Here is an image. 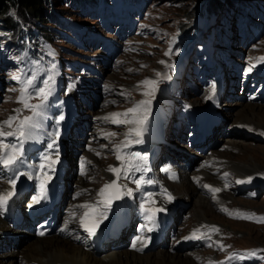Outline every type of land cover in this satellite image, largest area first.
Segmentation results:
<instances>
[{
    "label": "rangeland",
    "instance_id": "1",
    "mask_svg": "<svg viewBox=\"0 0 264 264\" xmlns=\"http://www.w3.org/2000/svg\"><path fill=\"white\" fill-rule=\"evenodd\" d=\"M112 1L114 0H111V2ZM193 1L195 0H147L146 2H144L143 6L140 7L138 11V23L136 21H133V25H130L131 28H128V34L126 35V38H128L127 41L138 44V46L133 45L131 48L132 51H134V48H137L138 52H135V54L126 52L125 56H123L122 60H120V63L124 65L117 71V73L111 74V76L117 81L120 80V82H126V86L128 88H132V90H138L139 88H142L144 86L143 84H139L138 82H141L142 79L150 73V71L166 70L167 66H160L161 57L163 54H165V56L162 58L163 65H165L174 62L182 53H179L182 50H178L183 48L182 28H178L176 26L179 25L180 22L185 21L184 16L188 15L189 10L198 7V5L194 6L195 3ZM52 3L55 5L54 7H52L55 12H57L56 10L62 9L65 6L64 4L59 6V4H57L58 0H52ZM42 5L43 4L41 3V6ZM57 5L62 8H58ZM65 8L66 10H68L67 7ZM12 13L13 10L10 14ZM130 13L134 12L130 11ZM239 16L244 17L245 14H239ZM104 22L106 24L108 23L106 21ZM236 22L237 18L234 14V20L231 22V25L235 26ZM43 25L53 27V23L49 21L44 22ZM238 28L243 31L241 27ZM126 31L127 30L125 29V32ZM50 38L51 36L47 30L38 27L32 28L28 37L23 38L21 36L19 27L8 25L0 21V42L2 41L4 43V45L2 44L0 46V116H5L6 111L9 109L8 106L13 105L12 102L6 101L9 96V92L7 90L14 91L16 89L13 88L12 84L24 89L29 84V75L34 74H37L36 82L41 81V68L43 67L44 52L52 54L53 50H55L58 56L64 59L67 58L66 53L61 50V47L67 48V46L56 39L51 40ZM43 40L47 41L53 47L44 44ZM168 40H170V47H174L177 51L171 54L170 62H165V57L168 54L164 49L166 47L165 43ZM5 43L11 44V50L14 52L15 56L14 59L13 57L8 56L9 49L7 47V44L5 45ZM139 50L141 51L139 52ZM74 51L75 52L73 55V59L80 60L82 59L81 56H84V54H89L93 50H90V52H84L81 49L79 50L75 48ZM76 51H80L81 54H78V52ZM192 56L193 54L191 55V57ZM194 58H197V56L194 55ZM141 65H143L144 67H140ZM59 71L60 68L55 65L54 72L59 73ZM121 71L123 72L122 74H120ZM7 78L10 80V82H7ZM34 89H37V87L34 86ZM258 105L262 107L264 106L263 104H256L254 102H250L248 104L242 105L241 107L250 108ZM79 107L81 108V105ZM111 107L112 106L109 107L108 105H106L103 107V110H108ZM241 107L239 106L238 108ZM83 111H85L86 113L89 112L88 109H83ZM79 117L80 118L75 117L73 121V131L83 130L84 128H86L84 122L85 118L81 116ZM252 117L256 120L257 127L260 126V123H264L263 116ZM230 141L233 142H229V144H232L234 146H242L243 148H241L240 150L243 151V154L245 152V157L249 156L251 159L250 166L254 165L256 167L255 171L250 170L247 172L248 174L257 172L260 170V168H264L263 144L253 140ZM239 152L233 155H240L241 153ZM181 184H183V182L179 183L178 186ZM187 185L191 184L187 182ZM237 185L238 184H234L235 192H232V194H230L229 196L226 195L224 198L231 201L234 205H239L243 208H251L250 210L252 214L255 215V221H232V219L230 218L213 212L214 208L211 207V204L208 205V209L206 210L207 212L204 214L205 218L207 221L221 223L223 226L221 232L224 233V231H226L231 234L229 240H227L225 236L222 237L223 241L233 243V245L230 246L231 248L242 247L250 254L251 257H253L252 260H249V263L246 264H264V248L261 249L262 251H254L257 243L264 247V193L262 192L263 190H259V192L257 193L253 192L254 194H252L248 191V189L245 190L242 187H237ZM198 196L206 199L205 197H202L199 193ZM195 202H197L196 199H194L192 203L189 199H185V203H189V207L192 206L194 208L193 204ZM192 215L195 216L196 214L192 212ZM50 236L51 235L47 236V238ZM216 250L219 252L220 248L217 247ZM156 251L159 253L166 252L164 250L154 249L152 251L148 250V252H143V255H148L151 257L153 256V258H155ZM253 251L256 254H253ZM181 253L173 252L165 254H174V256L176 254L180 257H187L186 259L184 258V262L176 264H207L205 262L199 261L198 259L195 260L193 257H188L187 253L191 254L192 251H182ZM242 253L245 254V252ZM122 257H124V255H122ZM166 260L168 261V264H175L171 263V260L169 259ZM12 261H14L12 260V257H7V259L5 260V262H7L6 264H9L10 262V264H15V262Z\"/></svg>",
    "mask_w": 264,
    "mask_h": 264
},
{
    "label": "bare ground",
    "instance_id": "2",
    "mask_svg": "<svg viewBox=\"0 0 264 264\" xmlns=\"http://www.w3.org/2000/svg\"><path fill=\"white\" fill-rule=\"evenodd\" d=\"M237 113L247 114L251 119L254 120L252 116H263L264 117V106H255L250 108H237ZM111 117V123H117L113 118L114 114L109 115ZM113 121V122H112ZM261 129L264 130V123H260ZM232 140V138L230 139ZM229 142H233L230 141ZM238 141V140H235ZM237 148H243L242 146H237ZM253 149V148H252ZM240 155L234 156L239 163H245L246 157L245 152H239ZM244 161V162H243ZM2 167L5 170H8V167L5 164L4 159H0ZM235 163V162H234ZM256 167L254 165L249 167L248 171H255ZM246 171V173L248 172ZM248 174V173H247ZM186 183V184H185ZM2 186V185H1ZM175 185H173L174 187ZM187 186V187H186ZM174 193L177 195L182 202L185 203V199H189L191 203L196 199L194 208L191 206V211L195 213V217L200 218L201 220H206L205 213L210 204L208 199L201 198L198 196L196 188L191 185H187V182H183L181 185L175 186ZM3 191V190H2ZM216 197V196H215ZM204 200H201V199ZM215 201V200H214ZM92 225L90 224L89 227ZM0 231L8 232L16 237V242L13 247L15 250H9L6 252L0 253V264H6L5 260L7 257H12V262L15 264H168L166 259L171 260V263H181L184 262V258L178 255H168L164 253L156 252V257L143 255L141 253H136L131 250L123 249H107L103 246L98 247V251L102 252L100 255L96 256L88 251H83L80 247L71 244L68 240L63 239L58 236L51 235L50 237H41V238H30L26 234H21L15 230L9 228L4 222L0 220ZM89 229V228H88ZM151 231V227L147 229V232ZM149 249V248H148ZM145 251H148L145 249ZM124 255V257H122ZM11 263V262H10ZM9 263V264H10Z\"/></svg>",
    "mask_w": 264,
    "mask_h": 264
},
{
    "label": "trees",
    "instance_id": "3",
    "mask_svg": "<svg viewBox=\"0 0 264 264\" xmlns=\"http://www.w3.org/2000/svg\"><path fill=\"white\" fill-rule=\"evenodd\" d=\"M213 4H217L218 0H208ZM66 0H58L59 6L64 4L67 6ZM41 3L43 4L41 6ZM49 0H0V21L5 24L13 25L17 24V21L10 17L9 11H14V17L22 20L24 23L28 22L36 24L45 22V14L48 11ZM58 6V5H57ZM58 8H62L59 7ZM66 9L65 7H63ZM62 8V9H63ZM60 9V10H62ZM189 18V14L186 16Z\"/></svg>",
    "mask_w": 264,
    "mask_h": 264
}]
</instances>
